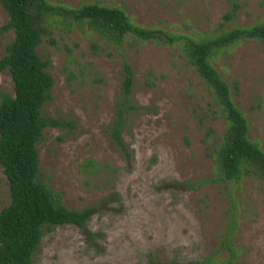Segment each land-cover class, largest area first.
<instances>
[{"label": "rangeland", "instance_id": "obj_1", "mask_svg": "<svg viewBox=\"0 0 264 264\" xmlns=\"http://www.w3.org/2000/svg\"><path fill=\"white\" fill-rule=\"evenodd\" d=\"M46 1L118 8L134 26L192 37L220 24L228 30L264 22V0ZM6 22L0 7V29ZM12 38L11 31H0V57ZM38 53L49 61L46 71L54 80L42 114L71 125L44 130L37 145L41 179L62 193L68 209L97 211L84 228L46 232L33 264H194L213 254H232L234 264H264V183L216 178L215 149L225 119L178 49L136 41L118 49L84 28L57 25ZM124 58L133 70L138 107L122 134L127 155L108 137ZM213 66L226 82L237 81L232 100L248 123V138L264 151V46L242 41ZM0 92L13 94L7 72L0 73ZM88 159L98 173L84 167ZM8 194L0 166V209Z\"/></svg>", "mask_w": 264, "mask_h": 264}, {"label": "trees", "instance_id": "obj_2", "mask_svg": "<svg viewBox=\"0 0 264 264\" xmlns=\"http://www.w3.org/2000/svg\"><path fill=\"white\" fill-rule=\"evenodd\" d=\"M7 17L1 32L11 31L13 38L0 57V73L7 72L13 94L0 92V166L8 185L9 202L0 209V264H33L46 232L57 226L84 228L97 207L68 209L63 195L47 186L39 170L38 143L47 128H66L70 124L45 117L42 110L50 100L54 80L46 71L38 48L50 28L64 25L86 29L110 46L151 43L156 47L176 48L193 72L212 94L219 113L225 119L220 144L215 149L216 178L238 182L256 178L264 183V151L248 138V123L232 100L238 94V83L222 79L213 62L227 48L242 41L264 46V22L250 27L228 30L219 25L203 37L170 34L161 29H144L132 25L118 8L86 4L78 8L51 5L46 0H0ZM227 13L224 21L233 18ZM121 92L115 103V114L108 137L115 147L128 154L123 139L129 114L138 110L132 99L133 70L126 58L122 65ZM84 167L93 174L99 166L88 159ZM107 170L109 166H104ZM112 198L114 196L112 195ZM91 237V234L89 235ZM233 256L215 258V254L194 264H234ZM147 264H180L149 261Z\"/></svg>", "mask_w": 264, "mask_h": 264}]
</instances>
